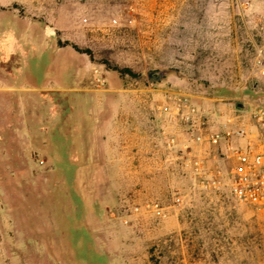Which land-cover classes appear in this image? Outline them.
Wrapping results in <instances>:
<instances>
[{
  "label": "rangeland",
  "instance_id": "374dc122",
  "mask_svg": "<svg viewBox=\"0 0 264 264\" xmlns=\"http://www.w3.org/2000/svg\"><path fill=\"white\" fill-rule=\"evenodd\" d=\"M177 97L196 128L159 110ZM254 103L264 0H0V264H264V215L192 169L224 173V144L189 143L225 118L247 125ZM88 115L124 134L138 117L159 152L89 160ZM149 200L163 217L132 211Z\"/></svg>",
  "mask_w": 264,
  "mask_h": 264
},
{
  "label": "built area",
  "instance_id": "2783aa9c",
  "mask_svg": "<svg viewBox=\"0 0 264 264\" xmlns=\"http://www.w3.org/2000/svg\"><path fill=\"white\" fill-rule=\"evenodd\" d=\"M93 79L96 86L104 84V79L97 69L93 70ZM163 113H170L179 117L191 128H196L199 111L191 105L186 97H177L173 100L171 109L159 106ZM233 119L225 118L223 128L206 134H194L190 139L191 144L207 142L211 145L223 143L226 152L223 159L229 160L231 165L222 173L216 169L213 173H204L203 161L196 157L192 169L199 178L207 179L213 188L224 185L228 188L232 199L239 205L254 209L264 215V103H254L249 112V123L241 124ZM252 123L253 128H250ZM233 140H239L241 145H233ZM174 143V138L168 137L167 146ZM181 146L185 152L188 145ZM186 153V152H185ZM134 213L146 212L155 218L164 216V208L157 200L144 201L140 206L132 207Z\"/></svg>",
  "mask_w": 264,
  "mask_h": 264
},
{
  "label": "crops",
  "instance_id": "0c3cea01",
  "mask_svg": "<svg viewBox=\"0 0 264 264\" xmlns=\"http://www.w3.org/2000/svg\"><path fill=\"white\" fill-rule=\"evenodd\" d=\"M114 105L116 106V104ZM135 106H137V104ZM88 117L90 118V121H94L100 125V129H98V131H94L92 127L90 129V126L88 129L84 130V133L86 134V140L88 142L87 155L89 160H91L92 155L98 154L100 158V164L104 167H107V165L111 162V159L116 160L118 156L120 157L125 148L130 150L129 152L131 153V156H134V159H136L137 163L139 161V155L142 152V149H145V151L151 155V159H154L159 152L155 149H152V147L157 148V145H159V143H157L156 136L158 133L152 132L151 135L148 136V134L145 135L143 132H140L139 125L140 123L142 124V122H140L138 117H136L135 120L131 122V132L128 134L123 133L122 125L120 121L116 119L115 115H108L101 121L99 117L95 119L92 118L91 115H88ZM58 120H60V116H50V118L46 119V122L55 123V121L57 122ZM154 122L156 123V121ZM146 124L147 123L143 122V125ZM46 132V137L51 135V132L49 134L48 130ZM183 135L185 134L179 133L178 136L181 137V139H185ZM232 144L241 145L242 142L239 140H233ZM150 145H152V147ZM223 149L224 150L221 154L226 152L225 145L223 146ZM164 153L165 152L163 151V154ZM89 160L87 161L88 163H90Z\"/></svg>",
  "mask_w": 264,
  "mask_h": 264
},
{
  "label": "water",
  "instance_id": "95a60500",
  "mask_svg": "<svg viewBox=\"0 0 264 264\" xmlns=\"http://www.w3.org/2000/svg\"><path fill=\"white\" fill-rule=\"evenodd\" d=\"M165 72L163 70L160 71H150L148 73V78L154 81L160 80L163 77V74ZM153 74H156L155 76H153ZM238 107L243 108L244 105H238Z\"/></svg>",
  "mask_w": 264,
  "mask_h": 264
}]
</instances>
